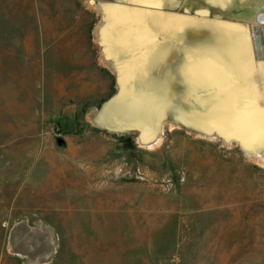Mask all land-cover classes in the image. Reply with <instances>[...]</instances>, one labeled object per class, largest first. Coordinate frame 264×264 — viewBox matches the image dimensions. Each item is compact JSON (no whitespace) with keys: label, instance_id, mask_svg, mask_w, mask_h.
Returning a JSON list of instances; mask_svg holds the SVG:
<instances>
[{"label":"rangeland","instance_id":"rangeland-1","mask_svg":"<svg viewBox=\"0 0 264 264\" xmlns=\"http://www.w3.org/2000/svg\"><path fill=\"white\" fill-rule=\"evenodd\" d=\"M128 2L0 0V264H264V164L182 125L142 147L93 123L118 90L102 56L141 48L95 36Z\"/></svg>","mask_w":264,"mask_h":264},{"label":"bare ground","instance_id":"bare-ground-1","mask_svg":"<svg viewBox=\"0 0 264 264\" xmlns=\"http://www.w3.org/2000/svg\"><path fill=\"white\" fill-rule=\"evenodd\" d=\"M128 1L133 2L132 4L134 5L126 7L104 5V7H102L103 19L96 31L102 43L113 41L121 45L126 43L134 49L136 47H141L138 51L134 52L135 55H137L136 52H138L139 55L137 59L135 58L130 61L131 63L129 66H122L121 63L116 66L119 70V77L122 83L129 77H134L138 70L142 71L141 74L144 77L142 79H149V74H152L151 69L156 65L161 67L162 77L160 78L164 80V83H170L169 80L175 76L177 79L181 78L186 80L188 89L192 88L196 90L200 88V86L210 87V85L216 84L217 79H221L222 88L227 87V96H225L224 100H221L220 106L216 110L212 109L206 103V100L208 102L211 101L209 100L211 96H206V99L204 98V101L201 103V107L198 108L199 114L193 116L197 122L206 125L205 127H210L213 123L224 124V122L228 121V124L232 123L235 128L240 125L241 127L244 125L245 128L246 126L258 128L264 124V105L258 112H256V109L252 108V106L259 103L258 101L262 96L261 90L264 89V66H259V74L257 76L256 73H258V68L256 69L255 65L250 60V44L248 37L244 35L245 33H240L239 30L232 27L208 23L204 24L200 21L195 22L185 16L175 18L171 15H167L162 18L160 13L151 11L153 9H159L155 7L161 8L163 1L168 4L169 1L174 3V0H160L158 4L153 2V0H127V2ZM205 1L215 5L217 7L215 9L218 11H226L236 6L238 0ZM198 2L203 3L202 0H198ZM255 11L257 15L259 12L257 9H255ZM108 19L114 23L117 21L119 25H112V27L118 34H113V32L111 36L109 35V31L113 30V28L104 26ZM251 19L252 17L247 15L244 16L243 20L248 22L249 30L252 34V27L257 26L258 23L255 18ZM261 26L264 29V24ZM107 32H109V34ZM106 33L109 36H107ZM159 33H165V38L169 36L177 37V41L180 40L181 44H183L181 47H176V45L173 46L172 42H166V40L161 44H156L154 41L156 34ZM158 38L160 37L158 36ZM183 51L185 53L184 56L179 58L181 57V55H178L179 52ZM131 52H133V50ZM157 55L160 57L159 61L157 60ZM132 57H134V55H132ZM210 57L218 60L220 59L224 68L218 66V63H220L218 60L213 62L211 65L212 67H210L211 63L207 60ZM172 59L174 64H176L175 73H172L167 66ZM143 64L145 65L143 66ZM141 66H143V68L139 69ZM219 68L223 75H220ZM232 75L236 76V81L241 80V84L235 83L234 86L233 83H231ZM246 81L248 82L245 84ZM246 85L248 86L244 87ZM168 89L169 92L163 94L162 101L157 104L153 103L155 98L151 94L143 92L142 85L139 84L136 91L134 90L133 93H128L132 96H129L128 100H120V103L113 107L112 112H109V115H114L113 119L115 118L114 123L116 122V124L117 122L130 119L135 121L134 123L136 125L142 126L144 129L139 139L141 143H143L146 137L150 135L157 136L153 125L159 120L157 117H159L161 113L163 114L164 109L168 107L167 104L172 94V89L167 87V90ZM242 95L249 97L248 102L245 103L247 108L239 112L235 117H229L225 114L228 110H225L226 108L222 109V106H226L227 104L229 106L232 102L234 104ZM262 100L264 101V99ZM223 124L220 126L226 128V124ZM160 140V136H157L156 141L160 142ZM154 145H156L155 142H149L147 144V146L152 147ZM263 153L264 152L260 151L258 154L259 157L256 158V160L262 164H264V159H262L264 158Z\"/></svg>","mask_w":264,"mask_h":264},{"label":"water","instance_id":"water-1","mask_svg":"<svg viewBox=\"0 0 264 264\" xmlns=\"http://www.w3.org/2000/svg\"><path fill=\"white\" fill-rule=\"evenodd\" d=\"M123 2H127L125 0H122ZM203 3H200L201 5L207 6L205 8H201L199 10V13L204 15L208 14V7L210 8H217L215 5L212 3H209L205 0H202ZM128 3V2H127ZM130 4V3H129ZM133 8V7H132ZM159 8V7H155ZM220 8V7H218ZM149 9V8H147ZM187 11V10H186ZM212 16L216 19L214 21H206V20H200L201 23H208L212 25H219V26H224V27H232L236 30H239L240 33H245L244 35L248 37L249 39V44H250V60L252 63L255 65L256 69L258 70L259 74V66H264V29L261 27L260 24H257L256 27V35H252L250 30H249V25L241 24L238 22H233L231 19L226 18L225 15L220 14V13H213ZM97 29V27H96ZM96 29H95V36L97 38L98 43L102 47V52L104 53L105 50V45L102 43L99 38L96 35ZM158 36L160 38H158ZM166 34L165 33H159L156 34L155 38V43L156 44H161L163 41L166 40V42H172L173 46L176 45V47H181V41H177V37H167L165 38ZM253 37H258L259 39L253 40ZM184 51L179 52L178 55H181L182 58L184 56ZM103 55V54H102ZM137 55H139L137 53ZM103 61L105 64L116 74L117 77V84H118V90L116 93H114L111 97H109L106 101L102 103L98 111L93 117V123L101 128H104L108 131L112 132H130V133H135L136 134V139L135 142L139 146H144L143 144L146 143H141L140 137L143 133V127L140 125H136L135 123L132 124H116V123H111L113 120L112 118L108 117L109 112L113 110V107L116 106V104L120 103V100L127 99L129 96L131 97L132 95L128 94L130 92H134V90H137V86L140 84L142 85V91L145 93L151 94L155 99L153 103H160L162 101V95L167 94L169 92V89L167 90V87L172 89L171 91V97L168 102V107L164 109V113L159 115L157 117L158 121L154 123V130L157 133V136L161 133L163 135L164 133V127L165 124H169L170 126H178L182 125L189 130L195 132V133H201L199 135L205 136L208 138L212 139H220L226 144H231L235 143L240 148L246 153V155L250 159H255L258 156V154L261 152H264V124L262 126H259L258 128H253L251 126H245L241 125L237 128H235L232 123L228 124V121L224 122L223 125L226 124V128L220 126L222 124L218 123H213L210 127L201 123H198L197 120L193 117L199 114L198 108L201 107V103L204 101V98L206 96H211L209 100L206 103L214 110H216L221 103V100L225 99V96H227V87H223L221 85V79H217L215 85H210V87H204L200 86V88L194 90L192 88L188 89L187 86V81L183 80L181 78L177 79V77L174 76L171 80H169L170 83H164V80L161 79L162 77V70L161 67L158 65L154 66L151 69V73L149 74V79H142L144 78L143 75L141 74L142 71L138 70L136 75L134 77H129L126 81H123L124 83L121 82L120 77H119V70L116 68L117 65L121 62V64H126L125 62L128 60L126 56L120 58L119 60L116 61V63L113 64H108L106 63L105 57L102 56ZM160 57L157 55V60L159 61ZM209 61L210 67L215 62L216 58L210 57L207 59ZM218 66L221 68H224V65L221 63L220 59L218 60ZM222 64V65H221ZM145 64H143L144 66ZM175 65L173 59L167 64L169 70H171L172 73H175ZM141 66L139 69L143 68ZM220 75L223 73L221 72V69L219 68ZM261 75V74H260ZM233 76V75H232ZM231 83L235 86V83H240L241 80L236 81V76H233L231 79ZM244 81V80H243ZM248 81L245 82V84ZM243 84V83H242ZM243 84V85H245ZM248 85L244 86L247 87ZM150 89H149V88ZM242 88V87H241ZM183 93V94H182ZM128 95V97H127ZM247 95V94H246ZM246 95H242L235 101V103L228 104L226 106H222V109L226 108L225 110H228V112H225L229 117H235L239 112L247 108L245 106V103L248 102L249 97H245ZM206 99V98H205ZM202 100V101H201ZM256 105L252 106V108L256 109V112L260 111L263 108L264 101L262 98L259 99ZM202 109V108H201ZM192 116V117H190ZM105 118V119H104ZM122 118V117H121ZM148 124V123H146ZM152 126V127H153ZM243 128V129H242ZM157 136L153 139H151V142H156ZM128 140L132 142V138L128 137ZM59 145H63L66 143L65 139L62 137H59L57 139ZM135 147V144L133 143V146ZM258 161V160H256Z\"/></svg>","mask_w":264,"mask_h":264},{"label":"crops","instance_id":"crops-1","mask_svg":"<svg viewBox=\"0 0 264 264\" xmlns=\"http://www.w3.org/2000/svg\"><path fill=\"white\" fill-rule=\"evenodd\" d=\"M110 4H118L117 3H110ZM200 3H198L196 0H174V3H171L170 1L164 2L161 5V8L159 9H153L151 11H155L157 13H160V16L165 17L167 15H171L172 17H188L191 20L195 22H199L200 20H206V21H214L216 20L212 14L218 13L219 11L212 10L211 8H208V14H200L199 10L200 8H205L206 6L202 5L200 7ZM184 10V11H183ZM187 10V11H186Z\"/></svg>","mask_w":264,"mask_h":264},{"label":"flooded vegetation","instance_id":"flooded-vegetation-1","mask_svg":"<svg viewBox=\"0 0 264 264\" xmlns=\"http://www.w3.org/2000/svg\"><path fill=\"white\" fill-rule=\"evenodd\" d=\"M255 9L258 10V14L256 15V11ZM242 11H247V15H249L250 17L255 18L256 22L260 25L264 24V0H238L236 6L231 7L230 9L226 10L227 13V18L231 19L233 22H238L241 24H248V22L246 20L242 19V16H239V13H241ZM261 11V12H260ZM256 16V17H255ZM258 18V20H257ZM251 19V20H252ZM256 27L259 26H253L252 27V35L255 36L256 34ZM262 27V26H261ZM255 31V32H254ZM134 143V140H132V142L130 140H128L126 138L125 140V147H132Z\"/></svg>","mask_w":264,"mask_h":264},{"label":"snow or ice","instance_id":"snow-or-ice-1","mask_svg":"<svg viewBox=\"0 0 264 264\" xmlns=\"http://www.w3.org/2000/svg\"><path fill=\"white\" fill-rule=\"evenodd\" d=\"M153 2H155V3L158 4V3H160V0H153ZM252 39H253V40H257V39H259V38H258V37H253ZM261 92H262V96H261V98L264 99V89H262Z\"/></svg>","mask_w":264,"mask_h":264}]
</instances>
